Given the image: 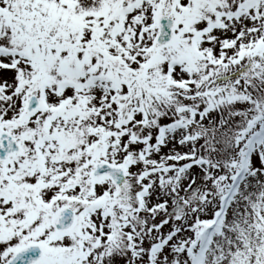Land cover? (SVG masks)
I'll return each mask as SVG.
<instances>
[{"label": "snow or ice", "instance_id": "snow-or-ice-1", "mask_svg": "<svg viewBox=\"0 0 264 264\" xmlns=\"http://www.w3.org/2000/svg\"><path fill=\"white\" fill-rule=\"evenodd\" d=\"M0 264H264V0H0Z\"/></svg>", "mask_w": 264, "mask_h": 264}]
</instances>
